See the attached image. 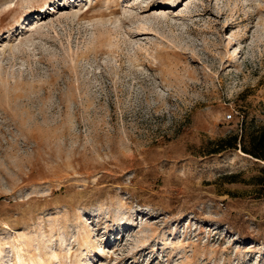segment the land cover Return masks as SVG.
<instances>
[{
  "label": "rangeland",
  "instance_id": "374dc122",
  "mask_svg": "<svg viewBox=\"0 0 264 264\" xmlns=\"http://www.w3.org/2000/svg\"><path fill=\"white\" fill-rule=\"evenodd\" d=\"M264 0H0V264H264Z\"/></svg>",
  "mask_w": 264,
  "mask_h": 264
},
{
  "label": "trees",
  "instance_id": "16d2710c",
  "mask_svg": "<svg viewBox=\"0 0 264 264\" xmlns=\"http://www.w3.org/2000/svg\"><path fill=\"white\" fill-rule=\"evenodd\" d=\"M226 150L241 151L254 159L264 162V123L250 127L245 117L240 133L231 134L213 143L210 154H219Z\"/></svg>",
  "mask_w": 264,
  "mask_h": 264
}]
</instances>
